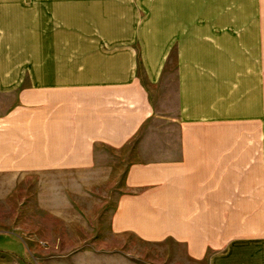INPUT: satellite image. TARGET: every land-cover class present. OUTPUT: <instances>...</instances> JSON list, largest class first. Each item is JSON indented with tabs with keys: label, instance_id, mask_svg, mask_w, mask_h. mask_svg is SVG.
Listing matches in <instances>:
<instances>
[{
	"label": "crops",
	"instance_id": "crops-1",
	"mask_svg": "<svg viewBox=\"0 0 264 264\" xmlns=\"http://www.w3.org/2000/svg\"><path fill=\"white\" fill-rule=\"evenodd\" d=\"M101 149L127 163L112 235L264 264L263 1L0 0V189L79 193Z\"/></svg>",
	"mask_w": 264,
	"mask_h": 264
},
{
	"label": "rangeland",
	"instance_id": "rangeland-1",
	"mask_svg": "<svg viewBox=\"0 0 264 264\" xmlns=\"http://www.w3.org/2000/svg\"><path fill=\"white\" fill-rule=\"evenodd\" d=\"M100 155L102 170L79 193L40 173L0 189V264H172L167 241L110 233L127 163L117 151Z\"/></svg>",
	"mask_w": 264,
	"mask_h": 264
}]
</instances>
